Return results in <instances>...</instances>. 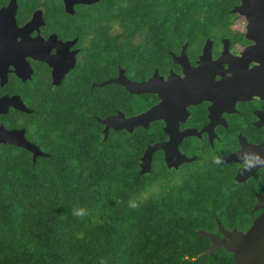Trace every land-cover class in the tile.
Returning a JSON list of instances; mask_svg holds the SVG:
<instances>
[{"label": "flooded vegetation", "instance_id": "obj_1", "mask_svg": "<svg viewBox=\"0 0 264 264\" xmlns=\"http://www.w3.org/2000/svg\"><path fill=\"white\" fill-rule=\"evenodd\" d=\"M115 7L116 0H0V127L15 130L14 138L23 129L44 152L35 159L48 158L61 140L68 143L75 115L94 119L104 137L102 118L115 123L116 116L155 108L132 130L108 127L114 150L127 134L131 156L133 138L140 171L141 157L156 144L141 173L202 211L197 234L223 238L220 226L245 231L264 211V159L246 170L241 155L264 157V3L176 11L167 26L163 18L133 21L131 11ZM118 77L152 83L137 92ZM17 97L26 109L16 106ZM2 147L25 148L0 140ZM203 237L205 251L212 240Z\"/></svg>", "mask_w": 264, "mask_h": 264}, {"label": "trees", "instance_id": "obj_2", "mask_svg": "<svg viewBox=\"0 0 264 264\" xmlns=\"http://www.w3.org/2000/svg\"><path fill=\"white\" fill-rule=\"evenodd\" d=\"M235 2L116 0L115 9L131 11L133 21L163 18L167 26L176 11L226 10ZM79 119H69L68 143L61 140L51 157L32 160L25 148H0V264H235L223 247L198 255L209 245L195 232L202 211L175 193L147 190L151 179L138 170L133 138L130 156L127 134L115 151L94 119ZM76 207L88 215L74 217Z\"/></svg>", "mask_w": 264, "mask_h": 264}, {"label": "water", "instance_id": "obj_3", "mask_svg": "<svg viewBox=\"0 0 264 264\" xmlns=\"http://www.w3.org/2000/svg\"><path fill=\"white\" fill-rule=\"evenodd\" d=\"M254 3H264V0H245ZM239 5H234L231 10L239 9ZM117 81L123 82L127 87L133 91H143L150 88V81L135 82L129 81L126 78L118 77ZM0 104H5V99L0 98ZM16 106L22 109H26L24 103L20 98H16ZM1 110V109H0ZM155 108H149L148 110L139 113L137 115H132L128 117L116 116V124L112 123V117L106 116L101 119L105 123L104 135H107L108 127L113 125L115 128L126 127L128 130H132L133 126L136 124H146L145 122L151 117L155 116ZM114 118V117H113ZM13 131L15 130H5L0 127V140L11 141L24 146L25 148L33 152V159L36 158L38 154H44L39 147L32 142L28 141L24 137V130H17L20 132V137H13ZM6 132V133H5ZM156 147V144L150 145L141 157L144 163L140 169L141 172L149 169L150 154L146 156L147 153L151 152L152 149ZM149 151V152H147ZM222 231L225 235L223 238H218L212 232L206 230H197L203 236H208L211 238L212 243L208 249L202 251L200 254L212 253L217 247L224 246L227 250L233 253V259L235 264H264V211H262L258 216L253 219L251 225L245 230H226L222 226Z\"/></svg>", "mask_w": 264, "mask_h": 264}, {"label": "clouds", "instance_id": "obj_4", "mask_svg": "<svg viewBox=\"0 0 264 264\" xmlns=\"http://www.w3.org/2000/svg\"><path fill=\"white\" fill-rule=\"evenodd\" d=\"M241 155L243 157V167L246 170H250L251 167L254 166V161H259L261 159H264V157H261L259 154H250V153L244 152ZM215 163L217 164L221 163V160L219 157L215 158ZM129 206L132 208H135L137 207V204L133 201H130ZM72 214L74 217H77V218H84L85 216L88 215L86 209H84L83 207L74 208Z\"/></svg>", "mask_w": 264, "mask_h": 264}, {"label": "rangeland", "instance_id": "obj_5", "mask_svg": "<svg viewBox=\"0 0 264 264\" xmlns=\"http://www.w3.org/2000/svg\"><path fill=\"white\" fill-rule=\"evenodd\" d=\"M159 186H161V183L155 180L154 182L148 184L147 190L154 191L155 189H159Z\"/></svg>", "mask_w": 264, "mask_h": 264}]
</instances>
